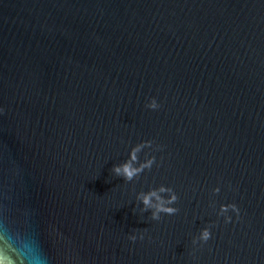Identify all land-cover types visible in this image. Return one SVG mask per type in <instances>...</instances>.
Returning <instances> with one entry per match:
<instances>
[{"label":"water","instance_id":"water-1","mask_svg":"<svg viewBox=\"0 0 264 264\" xmlns=\"http://www.w3.org/2000/svg\"><path fill=\"white\" fill-rule=\"evenodd\" d=\"M0 247L264 264V0H0Z\"/></svg>","mask_w":264,"mask_h":264},{"label":"clouds","instance_id":"clouds-1","mask_svg":"<svg viewBox=\"0 0 264 264\" xmlns=\"http://www.w3.org/2000/svg\"><path fill=\"white\" fill-rule=\"evenodd\" d=\"M117 171H120V170L117 169ZM124 172L129 178H131L133 175V170H130L128 166H125ZM148 202L149 201L146 198L145 203L147 204ZM204 236H205V239H207L208 233L205 232ZM0 264H17V260L13 256H11L5 249L0 247Z\"/></svg>","mask_w":264,"mask_h":264}]
</instances>
